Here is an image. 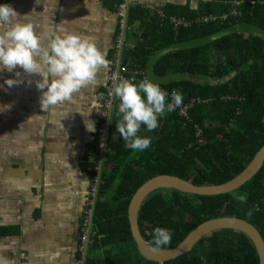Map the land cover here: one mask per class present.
<instances>
[{
    "label": "trees",
    "instance_id": "obj_1",
    "mask_svg": "<svg viewBox=\"0 0 264 264\" xmlns=\"http://www.w3.org/2000/svg\"><path fill=\"white\" fill-rule=\"evenodd\" d=\"M229 10L220 0H210L197 13L170 14L190 18ZM127 22L143 32L137 44L128 49L129 64L146 70L158 50L235 24H253L264 32V5L244 4L241 17L231 18L229 24L193 26L176 34L169 26L148 19L140 8L129 11ZM154 73H186L208 80L162 86L178 89L183 102L192 98L207 103L190 109L188 120L172 111L158 120L154 130L148 132L142 127L140 135L151 137V144L143 151H133L124 147L115 130L117 101H113L109 131L114 138L105 154L92 217L93 228L101 238L89 248L86 264H158L141 257L131 237L127 208L134 192L158 175L177 176L196 186L221 185L241 173L264 145V35L231 34L204 46L170 53L155 63ZM194 126L202 131L204 143L199 147L194 145ZM240 196L246 197L245 202L238 199ZM220 217L247 221L264 240V164L248 182L223 195L156 190L141 205L137 224L151 247L153 229L170 230L169 244L160 248L169 250L201 223ZM162 264H258V259L246 236L234 230H218L203 237L189 252Z\"/></svg>",
    "mask_w": 264,
    "mask_h": 264
},
{
    "label": "crops",
    "instance_id": "obj_2",
    "mask_svg": "<svg viewBox=\"0 0 264 264\" xmlns=\"http://www.w3.org/2000/svg\"><path fill=\"white\" fill-rule=\"evenodd\" d=\"M117 1L0 0V4L10 5L18 18L28 15L42 43L50 32L63 28L93 37L107 60L106 67L98 68L94 83L85 85L71 101L48 109H40V93L34 83H28L39 77L25 74L19 67L14 70L20 72L19 77L0 71V85L7 78L21 81L0 90V105H11L0 112V264H74L94 168L88 162L87 149L97 138L95 114L100 90L113 65ZM128 1L127 16L134 8L160 9L169 15L174 11L197 13L203 4L199 0ZM142 33L134 28L125 32L126 45L132 49ZM127 52L124 50L123 62L129 64ZM87 122L93 124L94 131L87 129ZM112 137L109 131L104 156ZM104 163L105 158L101 182ZM100 238L94 237L89 248Z\"/></svg>",
    "mask_w": 264,
    "mask_h": 264
},
{
    "label": "clouds",
    "instance_id": "obj_3",
    "mask_svg": "<svg viewBox=\"0 0 264 264\" xmlns=\"http://www.w3.org/2000/svg\"><path fill=\"white\" fill-rule=\"evenodd\" d=\"M27 17L18 18L10 5L0 4V71L14 72L19 67L25 74L39 77L28 83H34L40 93V109L71 101L85 85L95 82L99 67L107 66L106 54L99 50L93 37L63 28L50 32L47 42L42 43ZM14 75L19 77L20 72ZM20 83L19 79L7 78L0 90L4 85L10 88ZM111 95L117 101L115 130L124 147L133 151H143L151 144V137L140 135L141 128L148 132L154 130L159 126L158 120L174 111L183 100L178 89L172 90L169 100L168 93L157 83L147 78L137 81L135 77L118 78L112 85ZM10 107L9 104L0 105V112ZM86 127L94 131L91 122H87ZM238 199L245 202L246 197ZM170 240V230L153 229L154 251L167 246Z\"/></svg>",
    "mask_w": 264,
    "mask_h": 264
},
{
    "label": "water",
    "instance_id": "obj_4",
    "mask_svg": "<svg viewBox=\"0 0 264 264\" xmlns=\"http://www.w3.org/2000/svg\"><path fill=\"white\" fill-rule=\"evenodd\" d=\"M259 36L264 32L253 24L240 23L208 36L189 40L187 42L173 44L164 47L154 53L146 66L145 74L148 79L158 85H168L172 83L190 81V82H208V80L200 79L195 75L186 73H169L164 76H157L154 73L155 63L165 55L173 52L183 51L199 46H204L217 41L218 39L231 34H248ZM223 81L218 82L222 83ZM264 164V145L254 155L250 163L236 177L221 185H203L196 186L189 181L181 179L177 176L158 175L145 181L132 195L127 208V221L129 230L135 248L139 255L146 260L162 264L163 262L176 259L177 257L189 252L193 246L203 237L218 230H234L246 236L255 249L258 264H264V240L255 229L254 226L247 221L239 218L220 217L207 220L195 227L175 248L169 250H153L142 238L137 224L138 211L143 202L156 190L167 189L175 190L181 193L197 196H217L233 192L248 182Z\"/></svg>",
    "mask_w": 264,
    "mask_h": 264
},
{
    "label": "built area",
    "instance_id": "obj_5",
    "mask_svg": "<svg viewBox=\"0 0 264 264\" xmlns=\"http://www.w3.org/2000/svg\"><path fill=\"white\" fill-rule=\"evenodd\" d=\"M203 3L205 0H199ZM225 5H229L230 10L227 13H209L197 14L191 18L177 17L169 15L160 9L148 8L145 10L148 19L154 18L159 26L167 25L176 34L181 29H189L193 26L200 25H223L229 24L230 19H239L242 15V6L248 4L251 7L256 5H264V0H220ZM128 0H119L115 5V14L117 18L118 31L114 39L113 48V65L110 72L103 78L102 92L99 96V106L96 111V118L98 120L97 138L95 142L87 149L88 162L94 166L90 172V181L88 183V190L85 199L84 208L82 211V221L79 227V239L76 247L74 264H86L87 252L91 244V240L97 237L96 231L93 228V212L97 198L98 187L101 182V163L104 161V153L109 143V126L110 115L113 106L114 98L111 95L112 85L118 78H131L135 77L136 80L147 78L145 70L137 64H128L123 62L124 50L131 49L128 47L124 40V33L131 32L133 28L127 22V9L129 5ZM148 79V78H147ZM161 90L168 93L169 100L171 99L172 90H167L159 85ZM207 103L204 100L190 99L188 102H183L179 107L175 108V112L182 118L188 120V112L195 106ZM196 141L194 145L202 146V131L196 126Z\"/></svg>",
    "mask_w": 264,
    "mask_h": 264
},
{
    "label": "rangeland",
    "instance_id": "obj_6",
    "mask_svg": "<svg viewBox=\"0 0 264 264\" xmlns=\"http://www.w3.org/2000/svg\"><path fill=\"white\" fill-rule=\"evenodd\" d=\"M131 39H132V38H130V37H129V40L132 42V40H131Z\"/></svg>",
    "mask_w": 264,
    "mask_h": 264
}]
</instances>
